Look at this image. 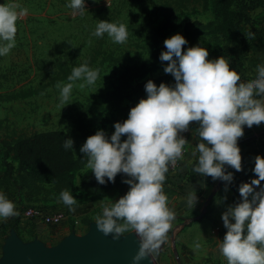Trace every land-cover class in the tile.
<instances>
[{
	"label": "clouds",
	"instance_id": "9594fccd",
	"mask_svg": "<svg viewBox=\"0 0 264 264\" xmlns=\"http://www.w3.org/2000/svg\"><path fill=\"white\" fill-rule=\"evenodd\" d=\"M66 6L72 9L73 16L83 15L86 10L85 0H69ZM27 12L17 0L0 4V56L15 47L17 22ZM105 34L114 43L122 44L128 38L127 26L97 20L91 35L102 38ZM186 44L182 34L172 35L164 40L167 50L159 56L161 62H168L163 71L174 77V83L157 85L148 80L144 85L146 98L130 109L126 120L114 123V133L109 135L99 129L79 150L81 160L99 184L115 183L121 173L129 177L122 181L129 190L118 200L110 199L111 203L104 204L95 224L115 240L126 232L138 237L140 247L133 264H142L158 252L176 218L164 183L170 167L182 158L189 144L182 133L189 131L191 122H198L193 171L228 184L234 175L226 171V166L242 171L238 141L244 136L245 126L264 123V61L257 64L255 78L243 80L225 56L209 59L207 48L201 44L185 50ZM99 74L100 69L87 62L72 66L68 83L56 85L59 105H68L77 81L81 89L91 87ZM73 145V139H64L65 150L75 153ZM254 163L252 171L258 178L239 185L241 199L229 205L221 216L227 231L222 240L217 239L218 251L227 264H264V187L256 191L264 181V156H255ZM59 200L75 213L77 200L72 191L62 190ZM185 203L189 208L196 206L195 190L186 195ZM16 215L14 202L0 191V220ZM193 247L198 250L201 244L196 241Z\"/></svg>",
	"mask_w": 264,
	"mask_h": 264
},
{
	"label": "rangeland",
	"instance_id": "374dc122",
	"mask_svg": "<svg viewBox=\"0 0 264 264\" xmlns=\"http://www.w3.org/2000/svg\"><path fill=\"white\" fill-rule=\"evenodd\" d=\"M17 2L28 12L17 22L15 47L7 55L0 56V139L61 130L73 139L77 157L89 136L99 129L111 135L115 131L114 123L127 119L130 109L140 99L146 98L144 85L148 80H153L157 85L162 82L174 83V77L163 71L168 62L159 60L161 52L167 50L164 46L165 39L177 33L182 34L188 41L184 46L185 50L201 44L207 48L209 59L221 56L232 59L237 51L227 56L222 50L225 43L217 40V0H85V12L76 16L66 6L69 0ZM3 3L5 0H0V4ZM167 7L173 10L172 19L175 24L157 38L154 55L150 56L147 52V35L163 24ZM97 20L124 23L128 31L126 42L114 43L107 34L102 38L92 36ZM245 29L251 30L250 26ZM107 55L125 59L122 64H117L111 59H105ZM143 59H152L144 75L128 82L118 103L114 98L110 99L123 66L141 63ZM84 62L100 69L98 80L94 86L83 89L78 86L80 82L77 81L68 105H59L57 84H49L57 75V65L62 63L72 68L75 64ZM61 82L68 83L67 80ZM29 89L40 92L27 98H12L14 94ZM89 171L92 170L84 165L75 173L74 188L71 191L88 202H101L99 213L94 215L95 220L102 213L103 205L126 194L129 185L124 183L123 187L111 189L97 200L81 184L83 175ZM44 185L49 187L50 183ZM202 210L197 209L195 214ZM191 217L193 215L176 214L167 239L157 253L149 256L153 264H227L219 251L207 254V247L215 249L218 244L214 240L218 232L216 225L213 226L208 241L199 238L196 240L191 229L193 225L187 222L182 224V220ZM17 219V216H13L11 222L15 223ZM66 223L48 229L51 246L58 244L63 238L59 229ZM80 224L77 228L73 226L72 232L84 235L87 230H84L82 222ZM9 233L11 231L7 234ZM130 233L132 232L122 235ZM3 240L0 255H3ZM196 241L201 244L198 250L193 247Z\"/></svg>",
	"mask_w": 264,
	"mask_h": 264
},
{
	"label": "crops",
	"instance_id": "0c3cea01",
	"mask_svg": "<svg viewBox=\"0 0 264 264\" xmlns=\"http://www.w3.org/2000/svg\"><path fill=\"white\" fill-rule=\"evenodd\" d=\"M256 16L257 23L255 24V27L257 28V31L248 37L246 36L244 46L234 53L232 59H228L230 66L237 70L243 80L255 78L257 64L264 61V8L259 10ZM190 127L192 129V135L188 144L187 155L175 173L166 174L164 191L169 198V206L174 208L177 216L193 215L191 218L182 220V224H185L186 222L188 224L190 220L199 219L198 221L191 223L193 225L191 229L194 231L195 235L194 239L199 238L208 241L210 239V232L213 230V226L216 225L218 232L216 233L214 240L218 242L217 239L222 240L227 231L221 219L222 213L226 211L229 205L239 202L241 199L238 190L239 185L246 181V177L254 174L252 171L255 167L254 157L257 155L264 156V123L254 125L251 128L245 126L244 136L238 141L242 155V171H236L230 166H226V171L232 172L234 175V180L230 184L222 180L214 181L210 176H201L193 171L197 162V158L193 155V152L198 143L197 138L194 136L195 129L198 127V122H191ZM248 138L251 139L246 140ZM15 164L17 165V163ZM5 170L6 167L3 166L2 147L0 144V181L5 175ZM226 185L227 190H225ZM194 190L198 196V203L194 208H189L186 206L185 197L190 191ZM0 191H3L7 197L14 202L18 215L23 209L33 206L42 207L47 213L66 211L68 217L64 222L67 223L59 229L63 236L61 240L73 233L75 235H81L72 232V221L82 222L83 219L89 218L92 219L91 224L95 223L94 215L95 213H99L101 203L99 201L88 202L82 199L80 195L73 194L77 200V204L75 205V213H72L69 212L68 208L59 200V196L52 193L43 192L37 195L28 190L20 193L13 190H6L4 187H0ZM205 207H207L206 212H204ZM197 209L203 210L202 212L195 214ZM18 215L16 216L18 217ZM12 220L13 217L0 220V244L4 238L3 229L7 223H10ZM82 225L84 230L88 231L89 228L87 229L86 225ZM50 227L53 229V226H48L38 221H28L19 218L17 229L13 228L12 230L15 231L25 244L39 241L47 246H51L52 244L49 242L51 239L48 240V229ZM221 232L223 234H221ZM6 238L3 241H5ZM4 244L5 242L2 245V250ZM207 248V254L215 251L218 253V244L215 249ZM1 258L2 255H0V259Z\"/></svg>",
	"mask_w": 264,
	"mask_h": 264
},
{
	"label": "trees",
	"instance_id": "16d2710c",
	"mask_svg": "<svg viewBox=\"0 0 264 264\" xmlns=\"http://www.w3.org/2000/svg\"><path fill=\"white\" fill-rule=\"evenodd\" d=\"M263 8L264 0H217L216 10L219 18L216 30L219 33L217 40L219 43H225L222 50L227 56L243 47L246 41L245 37L257 31L255 27L257 23L256 14ZM165 9L163 24L151 31L146 38L147 52L150 56L154 55V45L158 42L157 38L163 36L164 31L175 24L172 19L173 10L168 7ZM246 26H250L251 30L245 29ZM152 35H155V37L152 38ZM105 59H111L114 63L122 64L125 58L107 55ZM151 60L143 59L141 63L123 66L115 91L109 98H114L118 103L128 82L141 78L151 65ZM88 64L91 66V63ZM71 69L59 63L57 65V75L49 84L54 85L67 80ZM39 92L31 89L22 90L14 94L12 98H27ZM67 138L69 137L65 132L53 130L37 132L29 136L0 139L3 166L6 167L5 175L0 181V187L20 193L28 190L37 195L45 192L59 196V193L64 189L71 191L74 188L75 173L85 165V162L81 160L83 159L82 153L77 157L72 150L63 148L64 139ZM128 178L121 173L117 175L115 183L108 182L101 185L95 179L92 171H89L83 175L81 184L84 189L89 190L94 198L100 200L109 190L123 187L124 183L122 181ZM45 183H50V186L47 187L44 185ZM17 220L15 223H7L4 227V239L11 234H7L8 231L13 228L17 229L19 217ZM198 220L193 219L188 223L191 224ZM91 222L92 219L89 218L82 220L87 229ZM73 226L76 227L75 221L71 222V230H74Z\"/></svg>",
	"mask_w": 264,
	"mask_h": 264
},
{
	"label": "water",
	"instance_id": "95a60500",
	"mask_svg": "<svg viewBox=\"0 0 264 264\" xmlns=\"http://www.w3.org/2000/svg\"><path fill=\"white\" fill-rule=\"evenodd\" d=\"M207 207L204 208L206 212ZM140 242L134 233L118 240L92 223L84 235L62 239L54 246L34 241L25 244L14 230L6 238L0 264H133ZM142 264H153L149 256Z\"/></svg>",
	"mask_w": 264,
	"mask_h": 264
},
{
	"label": "built area",
	"instance_id": "2783aa9c",
	"mask_svg": "<svg viewBox=\"0 0 264 264\" xmlns=\"http://www.w3.org/2000/svg\"><path fill=\"white\" fill-rule=\"evenodd\" d=\"M182 135L190 141L192 135V129L190 127L189 131L182 133ZM188 152V144L185 146L183 151L182 158L178 159L177 163L174 166H171L169 169V174L175 173L181 164V162L185 159ZM258 178L255 173L249 175L246 178L245 182H250L251 179ZM260 187H264V181L261 182V185L256 187V191H259ZM20 219H25L28 221H38L48 226H60L68 217V213L66 211H58L55 213H47L45 209L42 207L34 206V207H27L23 209L20 214L18 215ZM76 227L81 226L79 221H75Z\"/></svg>",
	"mask_w": 264,
	"mask_h": 264
}]
</instances>
